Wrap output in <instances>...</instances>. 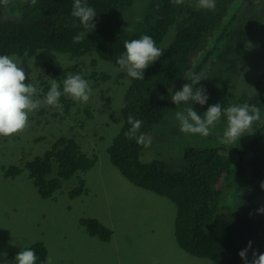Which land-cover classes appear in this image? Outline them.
I'll use <instances>...</instances> for the list:
<instances>
[{
    "label": "trees",
    "instance_id": "16d2710c",
    "mask_svg": "<svg viewBox=\"0 0 264 264\" xmlns=\"http://www.w3.org/2000/svg\"><path fill=\"white\" fill-rule=\"evenodd\" d=\"M138 1L146 6L134 21L129 13ZM82 2L93 7L97 16L93 20L95 29L79 43H74L73 37L86 30L71 15L74 0H38L34 6L24 0L7 6L0 3V55L32 58L39 51H47L72 60L93 54L120 67L117 59L125 52V41L149 35L157 46L172 33L162 56L145 69L144 80L132 79L126 72L119 75L128 79L121 97V124L104 148L111 164L128 182L173 203V235L184 252L215 264H245L238 253L251 241V262L252 251L264 253V214H258L264 207V190L260 187L264 182V70L253 75L252 97L246 93L235 97L232 82L245 48L261 42L249 33L259 19L264 20V0H215V10L198 8V0H184L180 5L173 0ZM17 9L20 16L13 14ZM244 10L247 15L241 14ZM251 40L256 43L250 44ZM212 53L226 67L214 80L219 82L216 91L200 109L206 112L217 103L222 109L247 103L260 108V119L240 143H221L219 127L213 137L187 146L181 170H168L161 160L143 163L140 158L144 146L126 136L131 127L128 116L141 120L140 133L149 136L168 113L167 93L182 90L193 75L201 77L215 57ZM42 68L38 80L44 94L52 79L63 91V81L70 74H78L75 65L64 67L53 57ZM60 103L68 115L74 101L62 95ZM225 118L222 116L221 125ZM29 160L23 168L8 167L3 176L15 178L26 171L43 199L52 198L63 181L76 176L78 184L69 192V198L74 199L86 191L79 173L92 169L98 158L82 152L74 139L60 136L41 156ZM80 223L89 236L110 240L112 232L98 220L81 219ZM28 249L36 253V264L46 263L47 249L42 242Z\"/></svg>",
    "mask_w": 264,
    "mask_h": 264
},
{
    "label": "rangeland",
    "instance_id": "374dc122",
    "mask_svg": "<svg viewBox=\"0 0 264 264\" xmlns=\"http://www.w3.org/2000/svg\"><path fill=\"white\" fill-rule=\"evenodd\" d=\"M14 1L9 0V3ZM145 6V2L140 1L134 4L129 13L134 21ZM241 14L247 15V11ZM171 35L167 34L157 47L163 49ZM249 35L261 42L254 44L256 41L251 40L250 44L254 45H248L240 55L238 73L232 82L235 97L242 93L252 97L255 92L253 75L264 70V20L259 19ZM204 48L205 45L201 49ZM52 57L64 67L75 65L78 74L92 89L89 101L86 104L74 101L68 115L43 103L45 94L38 78L43 73V63ZM211 57L212 62L202 73V80L194 86V91L203 87L208 98L219 86L214 80L226 67L215 53ZM14 58L21 62L26 73L25 84L32 83L37 88L42 106L29 115V126L23 133L0 137V264L5 261L16 264V255L38 242L45 245L52 264H153L154 259L159 264H215L208 259L192 257L179 248L173 235L175 206L172 202L132 185L109 160L104 147L121 124V97L128 79L119 75L126 70L93 54L70 60L39 51L32 58ZM176 91L178 89L167 93L168 113L153 127L149 135L151 146L142 149L140 158L143 163L161 160L172 171L182 169L187 146L213 137L219 127L223 138L227 127L224 117V125L220 120L207 137L182 133L176 112L183 111L187 105L177 107L172 102L171 95ZM199 106L192 105L203 117L205 111ZM243 135L236 143L242 142L248 131ZM60 136L74 139L82 152L88 156L96 154L98 158L92 169L79 173L86 182L82 195L69 198V192L78 184L76 176L63 181L61 189L49 199L40 197L26 171L15 178L3 176L8 167L23 168L26 161L41 156ZM81 219L98 220L112 232L110 240L103 242L89 236Z\"/></svg>",
    "mask_w": 264,
    "mask_h": 264
},
{
    "label": "clouds",
    "instance_id": "9594fccd",
    "mask_svg": "<svg viewBox=\"0 0 264 264\" xmlns=\"http://www.w3.org/2000/svg\"><path fill=\"white\" fill-rule=\"evenodd\" d=\"M34 6L38 0H24ZM180 5L184 0H173ZM4 6L9 4V0H0ZM198 8L215 10V0H198ZM20 16L22 13L17 9L14 13ZM71 15L78 18L86 32H80L73 37L74 43L82 42L86 34L95 29L93 23L97 16L95 9L88 6L82 0H74ZM125 52L117 59V64L121 70H126L127 75L136 80H144V71L147 67L157 61L163 53V49L156 46L154 39L149 35H143L139 39L124 42ZM26 73L17 62L16 58L9 55H0V137H13L23 133L29 126V115L42 106L38 99L39 92L32 84H25ZM202 78L197 74L191 77L190 83L182 86V90L171 95L172 102L178 106L187 105L183 111L176 112V119L180 122V131L185 134L207 137L211 134L222 118L226 117L227 127L223 133L221 143L230 144L240 140L246 131H249L254 122L260 119V108L255 105L244 103L243 105H232L223 108L217 103L207 108L203 117L193 110V104L204 106L208 100L206 90L203 87L196 88ZM62 95L70 97L73 101L87 103L92 95L89 82L82 78L80 74L69 75L63 81V91L56 79H52L49 90L44 96L43 103L59 111L63 110L60 103ZM128 124L131 125L126 136L136 140V143L145 148L151 146V138L144 133H140L142 121L128 116ZM139 133V135H137ZM264 190V182L261 183ZM258 214H264V207L258 209ZM252 242L241 250L238 255L245 261V264H264V253L252 251V260L248 261V252L251 250ZM6 256V254H2ZM16 264H36L37 255L31 249H23L15 257ZM5 264H8L5 261ZM47 264H52L51 257L47 258ZM153 264H159L153 260Z\"/></svg>",
    "mask_w": 264,
    "mask_h": 264
},
{
    "label": "bare ground",
    "instance_id": "6f19581e",
    "mask_svg": "<svg viewBox=\"0 0 264 264\" xmlns=\"http://www.w3.org/2000/svg\"><path fill=\"white\" fill-rule=\"evenodd\" d=\"M231 18V17H230ZM218 33V32H217ZM211 39V38H210ZM213 49V47H211ZM215 48V47H214ZM237 53V52H236ZM220 57V56H219ZM237 104V103H236Z\"/></svg>",
    "mask_w": 264,
    "mask_h": 264
}]
</instances>
